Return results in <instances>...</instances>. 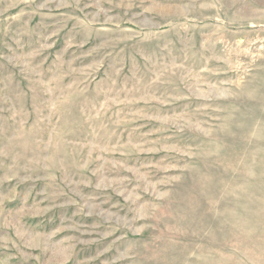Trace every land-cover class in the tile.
Returning a JSON list of instances; mask_svg holds the SVG:
<instances>
[{
    "label": "rangeland",
    "instance_id": "rangeland-1",
    "mask_svg": "<svg viewBox=\"0 0 264 264\" xmlns=\"http://www.w3.org/2000/svg\"><path fill=\"white\" fill-rule=\"evenodd\" d=\"M0 264H264V0H0Z\"/></svg>",
    "mask_w": 264,
    "mask_h": 264
}]
</instances>
